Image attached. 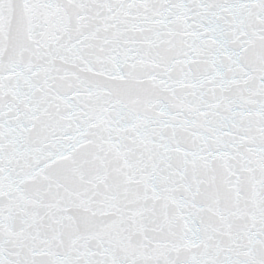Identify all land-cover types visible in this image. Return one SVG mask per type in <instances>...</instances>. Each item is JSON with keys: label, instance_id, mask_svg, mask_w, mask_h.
Masks as SVG:
<instances>
[{"label": "snow or ice", "instance_id": "snow-or-ice-1", "mask_svg": "<svg viewBox=\"0 0 264 264\" xmlns=\"http://www.w3.org/2000/svg\"><path fill=\"white\" fill-rule=\"evenodd\" d=\"M0 264H264V0H0Z\"/></svg>", "mask_w": 264, "mask_h": 264}]
</instances>
